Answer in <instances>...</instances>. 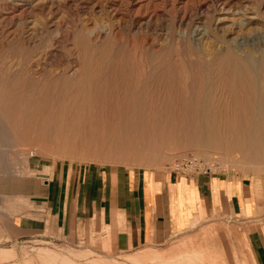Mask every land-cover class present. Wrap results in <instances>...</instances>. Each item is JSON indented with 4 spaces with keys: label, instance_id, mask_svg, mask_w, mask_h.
I'll use <instances>...</instances> for the list:
<instances>
[{
    "label": "rangeland",
    "instance_id": "1",
    "mask_svg": "<svg viewBox=\"0 0 264 264\" xmlns=\"http://www.w3.org/2000/svg\"><path fill=\"white\" fill-rule=\"evenodd\" d=\"M263 25L264 0H0V264H177L186 254V264H253L232 219L202 223L163 245L126 248L105 225L102 206L90 197L83 204L78 194L99 172L175 169L198 157L212 172L245 179L264 204V148L263 159L251 162L232 149V166L216 152L199 156L175 102L206 79L199 48L220 52L236 38V49L264 55ZM87 79L88 117L75 121L60 105ZM10 96L17 105L2 102ZM135 96L153 103L144 115L159 120L144 123L137 141L106 140L122 121L136 125ZM30 110L35 115L20 116ZM62 177L67 211L52 214L45 183ZM28 222L30 230L22 227ZM208 225L218 231L204 233ZM145 251L169 252L133 262Z\"/></svg>",
    "mask_w": 264,
    "mask_h": 264
},
{
    "label": "crops",
    "instance_id": "2",
    "mask_svg": "<svg viewBox=\"0 0 264 264\" xmlns=\"http://www.w3.org/2000/svg\"><path fill=\"white\" fill-rule=\"evenodd\" d=\"M58 182L49 179L45 183V207L52 214L67 211L63 207L69 189L64 187L63 177ZM81 188L78 195L83 204L90 197L93 207L102 206L105 225L117 230L119 246L163 245L202 223L232 219L242 226L243 242L253 264H264V204L245 179L212 171L120 169L92 175L90 183ZM22 227L33 228L30 222ZM203 230L217 232L218 227L208 225Z\"/></svg>",
    "mask_w": 264,
    "mask_h": 264
},
{
    "label": "bare ground",
    "instance_id": "3",
    "mask_svg": "<svg viewBox=\"0 0 264 264\" xmlns=\"http://www.w3.org/2000/svg\"><path fill=\"white\" fill-rule=\"evenodd\" d=\"M210 40L214 43L218 39L210 38ZM235 40L233 39L231 42ZM231 42L226 41L224 49L215 53H208L210 50L207 51V48H199V55L202 56L201 65L206 70V79L201 81L195 93L191 94L186 91L178 93L175 97V102L180 105L182 103L184 106L179 120L188 123L189 139L195 152L205 158H209L210 153L216 152L221 155L222 161L228 166L236 164L234 161L227 160L232 149L245 152L246 159L251 162L263 159L264 148V55H258V50L250 48L248 45L245 48L236 49ZM239 45L241 44L239 43ZM210 56L211 59H208L207 57ZM91 86L92 81L85 80L77 90L70 94L69 101L60 105V109L65 111L68 118L80 121L88 117L86 110L91 102ZM18 100V97L10 96L4 98L2 102H11L14 106L19 102ZM134 101V104L129 107L136 111L132 118L135 119L136 125L142 126L135 128L136 125L132 127L129 121H122L116 127H109L111 128L107 133L109 138L105 136L108 138L106 140L118 144L130 139L126 137L130 136L132 141H135L134 135L145 132V129L142 128L144 123L152 124L159 120L157 114L155 116L144 115V109H147L148 106L152 108L153 103L145 102L138 96H135ZM40 110L42 109H38V111ZM20 112L21 117H24V114L35 115L32 110L27 113ZM72 138L70 136L68 140ZM106 140L104 139V141ZM204 163L206 162L204 161ZM180 243L176 244L178 245L177 249L180 248ZM180 245L182 246V244ZM176 248L173 249V252L179 251L175 250ZM151 251L156 252L155 250ZM147 252H142L144 255L139 254L133 257V262L143 263L154 261L158 257L166 258L169 251L167 253L152 252V254ZM146 253L148 255H145ZM188 259L186 254L178 260L177 264H186ZM101 263L102 261L96 260L92 264ZM161 264H167V262L164 260Z\"/></svg>",
    "mask_w": 264,
    "mask_h": 264
},
{
    "label": "built area",
    "instance_id": "4",
    "mask_svg": "<svg viewBox=\"0 0 264 264\" xmlns=\"http://www.w3.org/2000/svg\"><path fill=\"white\" fill-rule=\"evenodd\" d=\"M175 170L182 171V172H201V173H208L210 172V168L207 166L206 163L202 162L197 157H190L183 163H180Z\"/></svg>",
    "mask_w": 264,
    "mask_h": 264
}]
</instances>
